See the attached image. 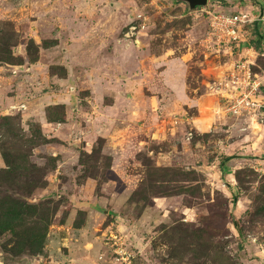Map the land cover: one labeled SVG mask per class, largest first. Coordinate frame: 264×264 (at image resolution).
Returning <instances> with one entry per match:
<instances>
[{
	"label": "rangeland",
	"instance_id": "rangeland-1",
	"mask_svg": "<svg viewBox=\"0 0 264 264\" xmlns=\"http://www.w3.org/2000/svg\"><path fill=\"white\" fill-rule=\"evenodd\" d=\"M261 2L0 0V264H264V119L224 112L207 79L230 56L205 42V10L257 16ZM255 26L246 40L264 34ZM241 46L263 75L264 39ZM94 47L143 63L189 50L188 90L203 100L157 110L148 142L106 140L87 129Z\"/></svg>",
	"mask_w": 264,
	"mask_h": 264
},
{
	"label": "crops",
	"instance_id": "crops-1",
	"mask_svg": "<svg viewBox=\"0 0 264 264\" xmlns=\"http://www.w3.org/2000/svg\"><path fill=\"white\" fill-rule=\"evenodd\" d=\"M261 36L260 40H263L264 34L261 33ZM112 51L115 54L106 57L104 54L98 55L100 51L94 47V52L87 58L89 87L94 91V94H90L92 101L87 99L90 105L87 106L89 110L85 112L90 124L88 131L104 133L106 140L112 136L117 142L123 138L134 145L135 142H148L161 125L154 121L157 110L165 113L178 112L183 106L198 107L203 100L204 94H193L188 90L187 69L182 58L186 54L191 55L189 50L182 52L180 56L163 54L149 57L148 63H143V60L136 56L137 53L128 52V49L114 47ZM253 51L256 55L257 51ZM261 56H264V50ZM104 61L111 68L108 69L109 78L102 75L101 66H104ZM130 66L133 67L130 71H115ZM143 67L146 68L145 71ZM257 74L264 95V74ZM209 80L207 79V82ZM143 86H149L150 90L145 96L140 94ZM126 117L130 118L131 122L120 124L119 121L125 120Z\"/></svg>",
	"mask_w": 264,
	"mask_h": 264
},
{
	"label": "built area",
	"instance_id": "built-area-1",
	"mask_svg": "<svg viewBox=\"0 0 264 264\" xmlns=\"http://www.w3.org/2000/svg\"><path fill=\"white\" fill-rule=\"evenodd\" d=\"M205 11L207 13L206 46L230 56L229 61L215 66L211 73L215 79H210L207 82L208 86L216 92L218 98L223 99L225 113L234 115L260 113L261 118L264 119L261 81L257 73L251 70L250 64L253 61L245 56L248 52L254 53V51L251 50L252 46H241L247 42L246 36L250 32L245 26L250 25L252 29L257 20L264 22V1L260 4L257 16L238 10L207 9ZM243 51L246 53L243 54ZM232 53L238 57L234 58ZM259 53L263 54L262 51ZM258 246L264 257V236Z\"/></svg>",
	"mask_w": 264,
	"mask_h": 264
},
{
	"label": "trees",
	"instance_id": "trees-1",
	"mask_svg": "<svg viewBox=\"0 0 264 264\" xmlns=\"http://www.w3.org/2000/svg\"><path fill=\"white\" fill-rule=\"evenodd\" d=\"M261 37H262L261 33L257 32L256 34H253L251 36V39H247V43H249V41H255V40L258 42V40L261 39ZM79 203H81V205H85L91 209L103 211V208L100 207L99 205H97L96 203L88 202V201H80Z\"/></svg>",
	"mask_w": 264,
	"mask_h": 264
},
{
	"label": "water",
	"instance_id": "water-1",
	"mask_svg": "<svg viewBox=\"0 0 264 264\" xmlns=\"http://www.w3.org/2000/svg\"><path fill=\"white\" fill-rule=\"evenodd\" d=\"M176 1L185 2L189 9H192L196 6H203L207 2V0H176Z\"/></svg>",
	"mask_w": 264,
	"mask_h": 264
}]
</instances>
